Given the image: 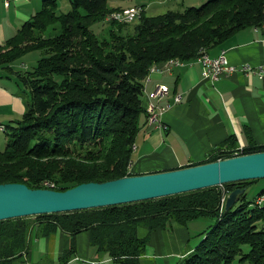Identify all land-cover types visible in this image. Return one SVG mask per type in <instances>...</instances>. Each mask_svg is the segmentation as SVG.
<instances>
[{
  "label": "trees",
  "instance_id": "trees-1",
  "mask_svg": "<svg viewBox=\"0 0 264 264\" xmlns=\"http://www.w3.org/2000/svg\"><path fill=\"white\" fill-rule=\"evenodd\" d=\"M68 1L70 9L58 12L56 0H42L40 9L0 45V71L12 74L8 76L25 99L22 116L5 126L0 183L65 190L81 182L132 175L129 166L140 118L148 120L142 100L151 69L191 61L241 29L264 25V0H205L156 15L142 11L130 22L113 19L117 7L108 6L107 0ZM102 21L105 27L94 33L90 26ZM32 51L40 53L32 69L15 70L12 63ZM237 147L219 149L204 162L232 156ZM263 150L264 145L251 143L240 152ZM259 180L264 179L0 220V264L25 263L22 257L35 224L43 226L44 234L68 232L67 254L74 251L76 234L89 231L98 253L136 263L146 241L137 235L139 224L153 229L169 218L183 224L203 216L214 221L180 264H264V190L257 196L263 197L259 203L257 197L245 198L247 185ZM44 181L51 186H43ZM235 188L244 189L239 203L221 210L223 192ZM32 217L37 221L28 223Z\"/></svg>",
  "mask_w": 264,
  "mask_h": 264
},
{
  "label": "crops",
  "instance_id": "crops-1",
  "mask_svg": "<svg viewBox=\"0 0 264 264\" xmlns=\"http://www.w3.org/2000/svg\"><path fill=\"white\" fill-rule=\"evenodd\" d=\"M39 6L40 0H21L8 7L0 5V15L5 14L0 21V45ZM221 50L231 65L257 68L264 59V26L241 29L208 52L216 56ZM23 57L18 60L20 64L12 63L15 70L29 68L26 61H21ZM188 61L172 68L173 65H168L164 69L171 68L169 72H150L144 81L143 107L146 109L153 102L165 110L152 123L141 116L129 166L131 174L201 163L219 149L227 151L251 143L264 145V78L257 73L235 71L210 82L203 78L200 64ZM8 75L12 74L0 71V125L3 126L19 119L25 111L24 95L19 93L15 79ZM158 84H166L169 93L161 100H152L148 94ZM175 94H181L180 101H174ZM197 219L182 224L169 218L163 227L153 229L139 224L137 235L146 237V241L136 263L98 253L89 242V231L76 234L74 251L67 254L71 242L68 232L57 229L44 234L43 226L35 224L22 260L24 264H74L84 258H95L102 264H178L204 235L206 228Z\"/></svg>",
  "mask_w": 264,
  "mask_h": 264
},
{
  "label": "water",
  "instance_id": "water-1",
  "mask_svg": "<svg viewBox=\"0 0 264 264\" xmlns=\"http://www.w3.org/2000/svg\"><path fill=\"white\" fill-rule=\"evenodd\" d=\"M250 179H264V150L163 171L81 182L65 190L4 182L0 183V220L133 203ZM243 191L235 188L228 192L225 211Z\"/></svg>",
  "mask_w": 264,
  "mask_h": 264
},
{
  "label": "rangeland",
  "instance_id": "rangeland-1",
  "mask_svg": "<svg viewBox=\"0 0 264 264\" xmlns=\"http://www.w3.org/2000/svg\"><path fill=\"white\" fill-rule=\"evenodd\" d=\"M57 1V6H58V12H67L70 9V4L68 0H56ZM205 0H107L108 6L110 7H115V6H120L117 7L116 10L114 11H119L122 9H130L131 7H136L139 6V13L142 11L146 12L147 15H156L160 13H164L165 11L171 9V10H181L185 7L189 6H199L202 4ZM40 5H41V0H40ZM127 6V7H125ZM125 7V8H123ZM40 8V6L38 7ZM131 11H135V9H130ZM112 11V12H114ZM4 15H0V21L4 19ZM134 18L133 20H135ZM132 20V21H133ZM132 23V22H131ZM130 23L129 28H126V31H130L133 24ZM264 26V25H262ZM6 27V25H5ZM105 27L104 21L95 23L90 26L91 30L94 33L99 32L102 28ZM50 32V27L48 28L47 32ZM225 42V41H224ZM40 57L39 51H32L27 54V56L23 57V63H26L27 66L32 69V67L36 64V60ZM26 61V62H25ZM14 64L18 65L20 64V61H16ZM22 65V63H21ZM24 69V68H23ZM19 93L23 96V93L21 92V89H19ZM7 136L6 133L0 130V151L4 149L5 142H6ZM220 189L224 190L223 187H219ZM264 190V180H259L258 182L255 183H250L247 185L246 191H245V198L248 201H254L255 197L259 195V193ZM257 199V198H256ZM261 201H258L256 203H259ZM239 200L235 203L238 204ZM223 207L221 210H223ZM28 223L36 222V218H28L27 219ZM195 221H200L202 225V228L208 229L209 225L213 223L214 219L210 216H203L201 218H198ZM260 225H264V221L260 222ZM208 226V227H207ZM205 229V230H206ZM201 236H195L199 237ZM195 237H191L190 241L193 243L195 242ZM247 247V246H246ZM246 247H243V249H246ZM23 258V257H22ZM183 260V259H182ZM182 260L178 263L180 264ZM241 264H251L249 261L242 262Z\"/></svg>",
  "mask_w": 264,
  "mask_h": 264
},
{
  "label": "built area",
  "instance_id": "built-area-1",
  "mask_svg": "<svg viewBox=\"0 0 264 264\" xmlns=\"http://www.w3.org/2000/svg\"><path fill=\"white\" fill-rule=\"evenodd\" d=\"M21 0H0V5L4 7H8L11 3H16ZM27 1V0H24ZM130 9H136V13L140 15L139 13V6L131 7ZM198 63L201 65L202 69V76L203 78H207L210 82H213L220 78L223 75L233 73L235 71H241L245 73H257L260 78H264V59L260 63V65L257 68L250 67L249 65H242L240 67H236L234 65H231L225 56V51L221 50L218 55L211 56L209 52L206 53L204 57H197L191 61H188L187 63ZM186 63V64H187ZM174 66H182L177 63H174L172 67ZM22 68H25V65H21ZM169 69H159V66L155 67V72L163 73V72H169L171 70ZM154 72V73H155ZM169 93L168 87L166 84H158L156 87L148 94L149 98L152 100H161L164 97H166ZM181 100V94H175L174 95V101L178 102ZM165 110L164 107H157L153 102H149L146 106V111L148 113V122L152 123L155 121L156 118H160V115ZM0 130L5 131V126L0 125ZM242 145H239L233 152L232 156L241 154ZM43 186H51V183L43 182ZM227 193L223 192V195L221 197L220 207L222 208L225 203ZM263 201V197H257L255 202ZM74 264H102V261L95 259V258H84L80 259Z\"/></svg>",
  "mask_w": 264,
  "mask_h": 264
},
{
  "label": "bare ground",
  "instance_id": "bare-ground-1",
  "mask_svg": "<svg viewBox=\"0 0 264 264\" xmlns=\"http://www.w3.org/2000/svg\"><path fill=\"white\" fill-rule=\"evenodd\" d=\"M136 10V9H135ZM139 16V14H137L135 11H131L130 9H122L119 11H115L111 14V17L115 20H118L120 22H130L132 21L134 18H137ZM206 51H202L198 54L197 57H204L206 55ZM174 63H177L179 65H182L184 62L183 61H179V60H175V61H170L168 65H174ZM168 65H166L165 67H167ZM155 71V69H151V72ZM47 183V182H46Z\"/></svg>",
  "mask_w": 264,
  "mask_h": 264
}]
</instances>
